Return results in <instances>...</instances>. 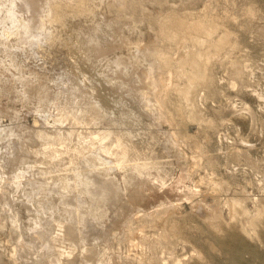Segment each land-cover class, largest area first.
Returning <instances> with one entry per match:
<instances>
[{"label":"rangeland","instance_id":"374dc122","mask_svg":"<svg viewBox=\"0 0 264 264\" xmlns=\"http://www.w3.org/2000/svg\"><path fill=\"white\" fill-rule=\"evenodd\" d=\"M0 264H264V0H0Z\"/></svg>","mask_w":264,"mask_h":264},{"label":"bare ground","instance_id":"6f19581e","mask_svg":"<svg viewBox=\"0 0 264 264\" xmlns=\"http://www.w3.org/2000/svg\"><path fill=\"white\" fill-rule=\"evenodd\" d=\"M168 16L169 18L166 17L167 19H163L165 21L162 20L164 24L162 22H160L161 25L158 24L159 26H161V37L163 36L166 39L168 38L181 40L182 42H186V40L198 41L199 37H208L207 34L213 32L214 24L209 23V21H205L202 19H185L179 16L177 17L171 15ZM215 45L221 49L226 46V41L224 38L217 39ZM184 57L185 61H187L189 65L193 67V72L188 74V78L192 82V85L197 86L202 83L204 84L205 75L202 71L203 59L201 58V56L196 55L192 52H187L184 54ZM171 60L168 57H164V62L166 64L171 62ZM187 91L188 88L184 89L183 91L186 96ZM229 249L233 251L235 250V246Z\"/></svg>","mask_w":264,"mask_h":264}]
</instances>
